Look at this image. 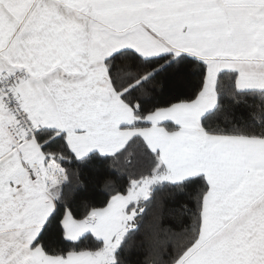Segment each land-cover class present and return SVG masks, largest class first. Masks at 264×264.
I'll use <instances>...</instances> for the list:
<instances>
[{
    "label": "snow or ice",
    "instance_id": "obj_1",
    "mask_svg": "<svg viewBox=\"0 0 264 264\" xmlns=\"http://www.w3.org/2000/svg\"><path fill=\"white\" fill-rule=\"evenodd\" d=\"M0 264H264V0H0Z\"/></svg>",
    "mask_w": 264,
    "mask_h": 264
}]
</instances>
